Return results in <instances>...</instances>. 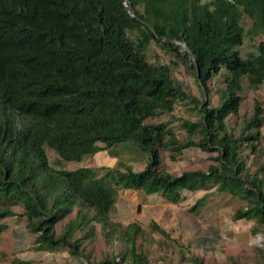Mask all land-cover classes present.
<instances>
[{
  "label": "trees",
  "instance_id": "16d2710c",
  "mask_svg": "<svg viewBox=\"0 0 264 264\" xmlns=\"http://www.w3.org/2000/svg\"><path fill=\"white\" fill-rule=\"evenodd\" d=\"M234 1L0 0V236L7 220L21 219L36 237L33 251L88 259L84 245L100 225L106 240L122 244L100 264H152L143 227L110 220L122 189L174 204L185 192L215 189L245 203L235 222L252 223L254 236L264 232V163L253 169L264 142L263 103L255 101L239 130L228 124L244 103V79L248 89L264 90V0ZM249 36L263 40L244 56L239 48ZM152 44L169 63L150 60ZM180 63L204 100L173 76ZM219 76L215 105L209 82ZM178 106L195 112L181 118L182 139L172 122L158 121ZM48 148L66 162L102 151L120 162L104 175L91 167L58 170ZM191 148L210 155L206 171L164 168L163 151L177 161ZM125 156L144 158V168L124 164ZM152 228L170 239L158 224ZM258 253L264 264V250Z\"/></svg>",
  "mask_w": 264,
  "mask_h": 264
},
{
  "label": "rangeland",
  "instance_id": "374dc122",
  "mask_svg": "<svg viewBox=\"0 0 264 264\" xmlns=\"http://www.w3.org/2000/svg\"><path fill=\"white\" fill-rule=\"evenodd\" d=\"M210 0H204V3ZM185 51L184 44L178 43ZM149 58L152 62H170L163 51L155 44L151 45ZM193 61V58L190 56ZM191 63H189L190 65ZM226 71H222V75ZM173 76L180 81L190 94L204 100L202 87L199 86L195 75L182 63L173 69ZM222 76L209 82L212 88L210 97L215 105L219 104L220 90L223 87ZM246 90L245 100L237 117L228 120L230 127L239 130L244 124L245 118H251L254 112V104L259 100L264 105V90L257 91L247 88V80L244 79ZM193 106H178L173 116H163L158 121L172 122L171 126L178 132L179 138H184L180 131L181 118L191 119L195 112L187 111ZM194 119V118H193ZM264 133V129H263ZM261 156L253 166V157H249V163L254 171L264 163V142L260 146ZM47 154L52 166L58 170H76L81 167H91L102 175L108 171H114L118 167L119 159L110 155L108 151H102L94 156H88L80 163L66 162L60 159L54 151L47 149ZM164 168L173 175H181L189 170L206 171L212 163L210 155L191 148L183 152L177 161H172L169 153H161ZM134 157L125 156L121 161L126 165H133L136 171L144 168V158L134 161ZM204 203L197 206L199 200ZM245 206V203L230 194H219L215 189L210 191L185 192L184 199L179 203H169L160 195H148L140 191L117 190V202L110 213L112 222L122 223L127 226L131 223H139L148 241V249L151 252L152 264H191L188 259L193 256L205 259V264H232L230 258L242 264H263L262 256L258 250H264V232L254 236L253 224L246 221L235 222L232 219L234 213ZM17 212L22 210L18 207ZM75 213L73 214V216ZM66 222V221H65ZM9 230L0 236V264H16L17 262H29L30 264H93L112 260L122 249L121 242L114 237L106 240L102 234V228L97 225V235L93 242H86L85 255L71 257L65 251L56 253H43L33 251L35 236L32 235L26 222L21 219L7 220ZM153 223L158 224L170 235L165 238L153 230ZM60 230V228H59ZM139 243L142 242L140 238ZM127 264V263H122Z\"/></svg>",
  "mask_w": 264,
  "mask_h": 264
},
{
  "label": "crops",
  "instance_id": "0c3cea01",
  "mask_svg": "<svg viewBox=\"0 0 264 264\" xmlns=\"http://www.w3.org/2000/svg\"><path fill=\"white\" fill-rule=\"evenodd\" d=\"M263 40L262 36L252 37L249 36L245 39L244 44L239 48L242 55L254 52L257 49L258 44Z\"/></svg>",
  "mask_w": 264,
  "mask_h": 264
},
{
  "label": "built area",
  "instance_id": "2783aa9c",
  "mask_svg": "<svg viewBox=\"0 0 264 264\" xmlns=\"http://www.w3.org/2000/svg\"><path fill=\"white\" fill-rule=\"evenodd\" d=\"M125 6L128 7L129 6V0H125Z\"/></svg>",
  "mask_w": 264,
  "mask_h": 264
},
{
  "label": "water",
  "instance_id": "95a60500",
  "mask_svg": "<svg viewBox=\"0 0 264 264\" xmlns=\"http://www.w3.org/2000/svg\"><path fill=\"white\" fill-rule=\"evenodd\" d=\"M230 2H231L232 4H235V1H234V0H230Z\"/></svg>",
  "mask_w": 264,
  "mask_h": 264
}]
</instances>
